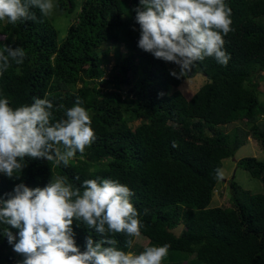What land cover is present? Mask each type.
Instances as JSON below:
<instances>
[{"label":"trees","instance_id":"1","mask_svg":"<svg viewBox=\"0 0 264 264\" xmlns=\"http://www.w3.org/2000/svg\"><path fill=\"white\" fill-rule=\"evenodd\" d=\"M124 1L129 14L122 0H84L77 12L72 0H59L60 14H75L61 41L56 26L36 8L30 10L35 21H0V45L26 52L22 64L12 63L0 75V98L15 108L47 95L58 120L79 97L96 134L67 167L26 157L19 179L0 174V196L21 182L44 187L56 176L75 186L87 179L116 180L134 193L131 202L148 241L127 249V237L117 234L121 250L139 254L169 244L163 264H264V194L243 191L232 181L231 205L214 201L224 161L249 138L264 150V89L257 81L264 80V0H225L233 29L224 37L227 66L206 58L184 79L170 75L174 64L138 47L139 0ZM198 72L206 81L187 99L179 88ZM236 122L245 127L226 131ZM237 166L264 185V161L248 157ZM73 229L81 251L89 234L100 239L83 225ZM22 259L0 234V264Z\"/></svg>","mask_w":264,"mask_h":264},{"label":"clouds","instance_id":"2","mask_svg":"<svg viewBox=\"0 0 264 264\" xmlns=\"http://www.w3.org/2000/svg\"><path fill=\"white\" fill-rule=\"evenodd\" d=\"M55 7L54 0H0V21L12 25L35 21L31 9L47 17ZM134 11L140 27L138 47L178 66V72L170 71L173 77L184 79L206 58L227 66L230 54L224 37L233 29L225 0H139ZM25 57L20 47L0 45V75L12 63L22 64ZM82 104L77 97L57 120L47 95L15 108L7 98H0V174L19 179L26 157L67 167L77 153L82 155L96 140ZM133 195L127 185L107 178L87 179L79 186L63 176L50 179L44 187L31 188L21 182L0 196V234L23 258L18 264H163L169 244L148 246L138 255L117 247V234L127 237V249L141 236L143 224L131 202ZM74 224L94 231L100 239L89 234L81 251ZM11 229L18 231L13 234Z\"/></svg>","mask_w":264,"mask_h":264},{"label":"rangeland","instance_id":"3","mask_svg":"<svg viewBox=\"0 0 264 264\" xmlns=\"http://www.w3.org/2000/svg\"><path fill=\"white\" fill-rule=\"evenodd\" d=\"M59 0H54V4L56 5L54 11L51 15L47 16L48 19L56 26V28L59 30V40H63L68 32V29L75 17V14L71 15H62L59 13L57 9V4ZM76 7V12L79 11L81 5L83 4L84 0H72ZM124 11L129 14V5L125 3L124 0H122ZM75 12V13H76ZM3 36L0 35V39H2ZM172 64V63H169ZM114 65V61H112L108 68V73L112 69V66ZM173 70H177L178 66L174 64L172 66ZM206 81V78L204 75L200 72L196 75L195 78L187 80L182 86L179 88L180 91L184 94V96L187 99H191L193 95L204 85ZM260 90L264 89V80L258 78L257 79ZM262 101V97L260 98ZM236 127L244 128V124L240 122L233 123L231 126H229L226 131H230L231 129H236ZM248 157H256L259 160L264 161V150L260 148V146L257 144V142L253 138H249V141H247L246 145L241 147L234 158H229L224 161V168L222 169V182L218 187V190L215 192V198L214 201L216 205L223 206V207H229L230 204V190L227 188V185H230V182L235 181L238 186L243 190L250 192L253 195L256 194H264V185L261 180L253 178L246 170L240 168L237 166V162L243 158ZM182 232V227L176 230V234H180ZM148 241L147 239L141 235L139 238H136L135 241V247L136 250L139 248H143L147 245ZM136 254V253H134ZM138 255V254H136Z\"/></svg>","mask_w":264,"mask_h":264}]
</instances>
